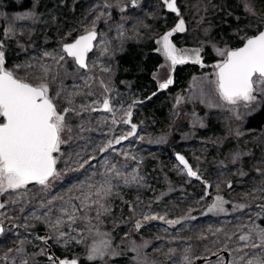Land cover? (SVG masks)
Returning <instances> with one entry per match:
<instances>
[{
    "label": "rangeland",
    "instance_id": "374dc122",
    "mask_svg": "<svg viewBox=\"0 0 264 264\" xmlns=\"http://www.w3.org/2000/svg\"><path fill=\"white\" fill-rule=\"evenodd\" d=\"M105 3L109 7H104ZM245 4L250 6V12L245 10ZM177 6L186 31L173 34H178V44L173 36L170 39L177 49L188 50L189 56L193 55L191 50L201 49L199 64L189 59L173 67L157 51L160 46L156 41L170 31L178 19L164 6L163 0H137L135 6L131 0H31L30 8L13 12H6L0 1V45L5 52L6 68L15 70L21 78L27 74L30 82L38 83L36 77L42 78L38 65L47 64L52 69L50 95L58 109L63 111L69 107L80 113L67 114L72 131L62 134L66 143L56 154L60 157L57 169L61 178L51 182L49 193L67 199L68 195L76 194L68 193V189L87 182L94 172L97 175L93 182L100 180L99 172L105 170L100 165L105 158L125 174L135 172L142 177L139 184L116 182L118 186L109 200L111 211L100 220L95 219V211L88 213L91 224L111 238L110 254L96 260L88 259L89 246L93 243V236L88 233L90 225L77 221L73 225L74 232L65 226L62 230L70 236L57 241L56 233L44 220L33 218V213L42 215L46 211L41 205L47 197L40 186L30 184L27 190L0 195V203L5 205L0 209V222H13L18 226L7 227L0 233V264H21L22 260H27L28 264H54L42 241L35 236L45 231L51 237L53 250L61 258L80 263L137 264L139 260L140 264H186V255L192 263L225 247L229 261H234L242 255L236 251L243 244L238 240L239 235L247 232L253 222L264 228V210L260 207L264 205V128L247 126L264 97L258 96L247 108L243 104L232 106L219 100L212 84L216 71L213 65L222 59L213 46L234 49L245 38L262 30L264 0H177ZM93 20H96L98 38L87 59L88 71L79 69L72 58L57 65L50 57H44L47 52L58 59L63 43L91 30ZM139 49H143L144 55L151 52L161 58L146 84L139 82L145 77L140 78L135 69L128 71L121 63L122 56L129 52L136 55ZM27 64L37 67L27 68ZM185 64L188 65L176 76L175 69ZM17 65L21 67L16 69ZM104 68L109 71H103ZM52 75L56 76L55 80L51 79ZM169 76L173 83L160 89L159 83ZM84 77H89L90 87L85 85ZM148 89L154 90L148 92ZM201 89L212 107L201 102ZM61 91L62 95L57 97L56 93ZM89 91L93 95H86ZM75 92L84 95L73 96V103L69 104V94ZM106 97L112 112L102 109ZM155 97L164 110L163 115L151 107ZM178 97L181 98L179 103ZM94 100L98 103L91 107L98 111L81 108ZM130 106V123H122L128 118L126 113ZM233 108L241 119H236ZM133 124L136 131L128 139L114 144L105 153L98 151V146L113 137L127 135ZM167 143L170 151L165 149ZM175 153L184 155L199 179L187 175ZM237 153L242 155L234 160ZM93 155L96 156L91 161L94 167L85 165L76 170ZM217 196L227 201L225 211L209 212ZM73 203L78 205V201ZM235 205L245 207L240 209ZM59 207L57 201L53 218L60 214ZM142 213L180 220V223L170 226L160 219L144 221ZM189 215L194 219L185 218ZM137 220L142 225L138 230L135 228ZM17 248L22 252L18 253ZM244 252L252 257L260 249L245 248ZM6 254L8 259L4 260ZM200 264H224V257Z\"/></svg>",
    "mask_w": 264,
    "mask_h": 264
},
{
    "label": "snow or ice",
    "instance_id": "6c2138e0",
    "mask_svg": "<svg viewBox=\"0 0 264 264\" xmlns=\"http://www.w3.org/2000/svg\"><path fill=\"white\" fill-rule=\"evenodd\" d=\"M131 2L135 6L137 0H131ZM163 4L178 19L175 26L156 41L160 46L157 51L173 67L177 64H183L189 59L193 63H201V49L191 50L193 55L189 56L187 54L188 50L177 49L170 39L174 33L186 31L185 21L177 6V0H163ZM104 7H109V5L105 3ZM245 10L250 12V6L245 4ZM121 11H123V8H121ZM96 19L98 20L100 17L98 16ZM95 24L96 20H93L91 30L85 31L83 35H79L71 43H63L60 50L62 54L58 55V59L57 56L47 52L44 53V57H50L57 65H60L66 58H72L79 69L88 71L87 54L96 46L94 42L97 40ZM213 47L217 55L222 58L213 65L216 71L214 73L215 79L212 81L214 92L220 101L232 106L243 104L247 108L257 100L258 96L264 97V30H259L254 36L245 38L241 47L235 49ZM104 52H107V47H105ZM5 63V52L3 51V45H0V120H2L0 122V195L6 192H19L22 189L27 190L30 184L40 186L47 197L46 202L41 205L46 211L42 215L33 213V218L44 220L49 229L56 233L57 241L70 236V233H65L62 230L65 226L70 229V232H74L73 225L77 221H84L86 225H90L88 233L93 236V243L88 250V259H103L110 254L111 238L108 233L101 232L96 225L91 224L92 218L88 213L95 211V219L100 220L103 215L111 211L109 200L118 186L116 182L122 181L124 185L139 184L142 177L135 172L125 174L116 164H111L105 158L100 165L105 169L99 172L100 180L93 182V177L97 175L94 172L92 176L88 177L87 182L73 185L72 188L68 189V193L74 192L76 194L68 195L67 199L62 195L50 194L48 190L51 182L61 178V172L57 169V161L60 157L56 154L60 152L61 145L66 143L62 138V134L65 131H72L67 123V114L75 112L76 115H79L80 113L69 107L64 108L63 111L58 109L55 99L50 95L49 76L52 69L47 64L38 65L42 72V78L37 76L36 79L39 82L32 83L27 79V74L24 78H21L15 70L6 68ZM20 67V65H17L16 69ZM25 67L34 68L37 65L27 64ZM102 70L109 71L107 68ZM51 79L55 80L56 76L52 75ZM83 79L85 85L90 87L87 84L89 77ZM172 83L173 80L169 76L165 82L159 83V88L166 89ZM101 85H103V81H101ZM196 87H199V85ZM105 91H108V89L105 88ZM61 95L62 91L56 93L57 97ZM75 95H84V93H70L67 101L69 104L73 103L72 97ZM86 95L91 96L93 93L89 91ZM200 99L201 102H207L209 107L213 106L211 102L207 101L203 89H201ZM177 102H181V98L178 97ZM96 103L98 101L94 100L90 105H82L81 108L88 110L91 105ZM102 109L109 112L113 111L107 97L103 99ZM91 110L98 111L99 109L91 107ZM232 110L236 115V119L242 118L238 112H235L234 108ZM131 115L130 106L126 113L128 118L123 119L121 122L130 123ZM113 123H116L115 119H113ZM135 131L136 125L133 124L127 135L118 138L113 137L107 143L98 146V151L100 153L107 152L113 148L114 144H120L133 135ZM239 134L237 132V135ZM124 155L127 157V153H124ZM240 155L242 154H235L233 159H238ZM131 158L135 159V157ZM95 159L96 156L93 155L84 160L76 170L83 169L85 165L94 167L91 165V161ZM176 159L187 170L188 176L200 178L182 155L177 154ZM206 187H208L207 184ZM229 187H231L230 184ZM57 201L60 202V207L57 209L60 214L53 218L52 213ZM73 201H78V205ZM225 203L227 201L223 197L217 196L209 206L208 211L224 212ZM4 207L5 205L0 203V209ZM235 207L242 209L245 205H235ZM260 207L264 210V205ZM81 212L83 215L79 214ZM142 218L144 221L164 220L170 226L180 223V220H167L164 216L149 215L147 213H142ZM185 218L194 219L190 215ZM141 226L140 220H137L135 228L138 230ZM2 231L3 229L0 228V232ZM216 231L219 232L220 229ZM253 236H255V240H253ZM50 238L37 237L45 243ZM71 238L77 239L76 237ZM228 239L230 240L231 236ZM238 240L243 244L236 251L241 252L242 255L234 261H230L229 264H264V228L253 222L247 232H242L239 235ZM77 242H80V240L77 239ZM245 248L260 249V252L254 253L250 257L248 252H244ZM224 250L227 251V247ZM8 251L11 252L13 249ZM16 251L19 253L22 252V249L17 248ZM133 251H136V249H133ZM187 251H190V249H186ZM3 259H8L7 254ZM185 262L191 264V260L187 255L185 256ZM21 264H28V261L22 260ZM59 264H77V261L61 260ZM137 264H140L139 260Z\"/></svg>",
    "mask_w": 264,
    "mask_h": 264
},
{
    "label": "trees",
    "instance_id": "16d2710c",
    "mask_svg": "<svg viewBox=\"0 0 264 264\" xmlns=\"http://www.w3.org/2000/svg\"><path fill=\"white\" fill-rule=\"evenodd\" d=\"M0 1H1L2 7L4 8L6 12L21 11V10L30 8L31 6V0H0ZM72 26L75 28L77 27L76 25H72ZM177 36L178 34L174 35L173 39L178 44ZM143 49L136 50L138 52L136 55H133V53L129 52L126 55L122 56L121 63H123V66L127 67L128 71H130L131 69H135V72H137V74L139 73L140 78L145 77V79L139 82L146 84L148 80L151 79L150 77L151 71L161 61L160 60L161 58L159 56L153 55L151 52H147L144 55V51H142ZM128 65H130L131 68H129ZM187 65L188 64H185L182 67L176 68L174 74L178 76L179 72L181 73ZM152 90L154 89H148V92ZM154 99H155L154 105H152L151 107L154 108L155 111L159 112V114L163 115V112H164L163 108L159 106L158 100H156V97ZM247 126L254 127L255 129L264 128V99L262 101L260 108L250 118ZM173 137L175 138V136ZM170 147H171L170 144L167 143L166 148H165L166 151H170ZM117 259L118 257L115 256L114 260H117ZM95 263H96L95 261H86V262H83L82 264H95Z\"/></svg>",
    "mask_w": 264,
    "mask_h": 264
},
{
    "label": "water",
    "instance_id": "95a60500",
    "mask_svg": "<svg viewBox=\"0 0 264 264\" xmlns=\"http://www.w3.org/2000/svg\"><path fill=\"white\" fill-rule=\"evenodd\" d=\"M262 30H264V28L262 29ZM97 32V31H96ZM85 33V32H84ZM84 33H82V34H79V35H83ZM79 35H77L76 37H78ZM252 36H254V35H252ZM75 37V38H76ZM251 37V36H250ZM97 38H98V32H97ZM73 41V40H72ZM72 41H70V42H66V43H71ZM94 44H95V42H94ZM243 44V43H242ZM242 44L241 45H239L238 47H241L242 46ZM238 47H236V48H238ZM94 49V48H93ZM235 49V48H234ZM93 51V50H92ZM92 51H90L88 54H87V59H88V56H89V54L92 52ZM177 154H179V155H182L181 153H175V158L177 157ZM183 157H184V155H182ZM185 158V157H184ZM185 160H186V158H185ZM187 161V160H186ZM188 162V161H187ZM189 164V163H188ZM5 227H13V228H18V226L15 224V223H13V222H8V224L5 226V225H3V224H0V228H2L3 230L5 229ZM1 233V232H0ZM35 236H36V238L37 237H49V234H48V232H44L42 235H39V234H35ZM40 240V239H39ZM40 241H42V243H43V245H44V247H45V249H46V252H47V256L53 261V263L54 264H59V261H61V260H68V261H71V260H73V259H65V258H61L54 250H53V248H52V245L50 244V242H49V239L47 240V243H45L43 240H40ZM219 256H224V258H225V260H224V264H229V260H230V257H229V252L228 251H225V250H221V251H219V252H217V253H215V254H212V255H209V256H206V257H200V258H196L195 260H193V262L191 263V264H200V263H202V262H204V261H210V260H212V259H215V258H217V257H219ZM77 264H82V263H80V262H78L77 261Z\"/></svg>",
    "mask_w": 264,
    "mask_h": 264
},
{
    "label": "flooded vegetation",
    "instance_id": "af4514ba",
    "mask_svg": "<svg viewBox=\"0 0 264 264\" xmlns=\"http://www.w3.org/2000/svg\"><path fill=\"white\" fill-rule=\"evenodd\" d=\"M0 122H2V120H1ZM0 224H3V225L6 226L8 223H2V222H0ZM6 228H7V227H5V229H6ZM12 228H13V227H12ZM5 229H4V230H5ZM4 230H3V231H4ZM3 231H2V232H3ZM223 257H224V256H223ZM224 260H225V258H224Z\"/></svg>",
    "mask_w": 264,
    "mask_h": 264
}]
</instances>
